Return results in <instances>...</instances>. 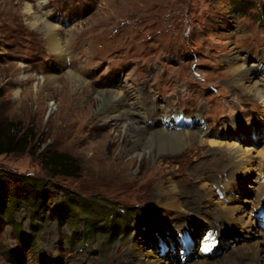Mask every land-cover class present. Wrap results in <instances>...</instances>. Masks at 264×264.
Returning <instances> with one entry per match:
<instances>
[{
    "label": "rangeland",
    "instance_id": "rangeland-1",
    "mask_svg": "<svg viewBox=\"0 0 264 264\" xmlns=\"http://www.w3.org/2000/svg\"><path fill=\"white\" fill-rule=\"evenodd\" d=\"M44 13L51 23L61 24L68 67L56 61L45 30L33 26ZM243 63L264 70V0H0V120L20 122L22 135L33 138L26 152L0 155V169L45 179L50 196L43 212L21 205L0 225V264H71L77 256L83 257L82 264L114 263L133 244L161 250L163 257L179 256L182 264L181 240L175 239L174 248L161 242L167 232L174 239L178 230L166 224L159 229L166 214L162 207H149L151 196L159 194L165 203L166 191L174 185L191 193L205 185L219 192L213 179L227 173L212 167L211 177L201 180L190 174L196 163L168 162L165 156L190 152L194 157L198 143L180 149L154 139L137 142L126 136L134 117L116 121L97 114L113 95L126 92L145 109L155 102L167 107L165 116L199 124L208 140L222 142L225 150L243 145L258 151L264 147V102L231 88V65ZM71 69L85 76L80 84L71 82ZM262 75L258 71L255 80ZM86 82L94 84L93 91L81 95ZM155 120L148 114L140 126L152 130ZM55 151L76 161L72 177L51 178L43 168L45 154ZM254 176L264 182V168ZM63 194L81 200L80 211L91 213L101 206L123 216L124 209L127 232H98L106 228L98 222L88 232L79 217L72 222L55 209ZM189 220L194 232L205 224L197 216ZM211 231L205 225L197 229L198 236L192 235L193 259ZM220 234L217 229L209 238L214 261L231 252L234 242L253 236L225 241Z\"/></svg>",
    "mask_w": 264,
    "mask_h": 264
},
{
    "label": "bare ground",
    "instance_id": "bare-ground-1",
    "mask_svg": "<svg viewBox=\"0 0 264 264\" xmlns=\"http://www.w3.org/2000/svg\"><path fill=\"white\" fill-rule=\"evenodd\" d=\"M26 11L31 17L35 14L30 4L26 6ZM46 15L44 13L42 16H36L33 26L36 28L42 27L45 30L44 37L50 50L54 53L56 61L62 66L68 67V44L66 38H64L59 31L61 24L51 23ZM102 27L103 26L99 24L96 26L99 30H101ZM100 33L101 31L99 34ZM103 35L105 34L101 33L100 37H103ZM72 69L68 71L71 82L80 84L81 81L85 79V76L81 75L78 70ZM231 69L234 76V82L231 84V88L234 90L240 89L243 94L250 95L255 101L260 100L264 102V70H262L260 65L256 66L253 64L251 67L247 68L245 63L240 66L233 64L231 65ZM258 71H262L263 75L259 81H256L255 74ZM93 86L94 84L92 82H86L85 86L82 88L83 91L79 94L85 95L87 92H92L93 89L91 88H93ZM129 99L132 100L133 97H129L126 92L116 93L110 98L106 105L102 106L97 115L99 116L101 114L105 119H114L116 121L125 116L134 117L128 126L126 136L135 138L137 142L145 143L154 139L155 141H164L173 145L177 144V146L181 147L180 149L198 143V146L196 148L194 147V157L192 153L189 154L190 152L165 156L168 162L187 161L189 163H196L194 170L190 171V174L198 176L201 180L204 179V177H211L209 170L212 167L227 173L222 179H218L217 177L213 179L219 192L214 190L213 186L205 185L201 190L191 193L190 191L188 192L174 185L171 186L170 190L166 191L169 199L165 203L160 202L162 196L159 194L151 196L149 207H162L166 214V221L158 225V227H160L159 229L165 227L164 224H166L169 226L172 225L178 230L174 239L172 233L167 232L168 235L165 239L162 238L161 240L162 244L174 248L176 245L175 239L181 240L179 244L183 251V246H187L185 250L188 255L189 251L193 248L192 235L195 234L198 236L199 232H197V229L202 230L205 225H208V231H212L209 232L208 239L203 245L204 249L196 252L194 259L192 258V253H190L188 255L191 256L190 259L188 258L182 264H264V229L260 227L256 217L264 197V182L261 181L260 176H254L255 172L260 174V169L264 168V147L256 151L253 147L247 146L244 148L243 145H241L233 151L225 150L221 147L222 142L216 140L209 141V134L199 124L188 123L177 129L172 128L177 118L175 117L172 119L169 116H165L167 113V107L165 105L157 106L154 102L153 105L150 104V106L145 109V105L142 101H137V96L131 102L128 101ZM132 105L135 106L134 110L131 109ZM148 114L156 116L154 129L152 130L149 129L146 124L140 126V123L143 124L142 117L146 118ZM97 115H95V117H97ZM171 119L173 120L172 123H170L172 121ZM234 130L235 135L241 136L236 129ZM255 152L261 157L260 162H257L254 154ZM217 154L231 159V164H225V162L216 156ZM160 158L161 161H165L164 157L160 156ZM178 174L179 173L176 171L172 173V175ZM248 181H252V183L247 185L246 182ZM243 193L247 194L244 199ZM190 216L199 217L205 224L199 223L194 232V225L191 224L189 220ZM217 229L219 233L221 231V238L224 236L225 241L226 238L228 239L238 235L242 236V234L244 237H248L249 234H253V236L250 240L247 239V241L239 242L238 240L234 242L231 246V252H227V254L222 255L219 260L214 261V259L210 257V254H212L215 249L213 250L209 238L215 234V230ZM227 229L231 231L225 234ZM160 232L165 235V230H161ZM255 237L257 238L253 239ZM160 251L161 250L156 251L155 249H148L139 244H133L127 251L125 250L117 262L109 263L107 262L108 260L105 259L101 264H180L178 259L179 256L177 259H175L174 256L163 257L158 254ZM187 255L182 256V259L188 257ZM83 261V257L77 256L71 264H82Z\"/></svg>",
    "mask_w": 264,
    "mask_h": 264
},
{
    "label": "trees",
    "instance_id": "trees-1",
    "mask_svg": "<svg viewBox=\"0 0 264 264\" xmlns=\"http://www.w3.org/2000/svg\"><path fill=\"white\" fill-rule=\"evenodd\" d=\"M22 131L20 122L0 120V155L26 152L30 149L33 138L28 134L22 135ZM76 165L77 163L71 155L57 151L47 152L43 159V168L51 178L72 177ZM46 187L45 179L0 169V225L6 218H12L14 211L21 205L39 209L40 213L43 212L50 199ZM81 205H83L81 200L63 194L61 199L56 201L54 207L67 213V219L71 218L72 222L77 221L75 218L79 217L78 223L83 222L87 226L86 229L88 226H93L92 222H98V226L106 227L98 229V232L103 230L109 234L127 232L128 226L124 209L120 210L124 213L123 216L113 211H105L101 206L89 213L83 208L80 211ZM60 217L63 216L60 215ZM89 231L93 232L90 229Z\"/></svg>",
    "mask_w": 264,
    "mask_h": 264
}]
</instances>
